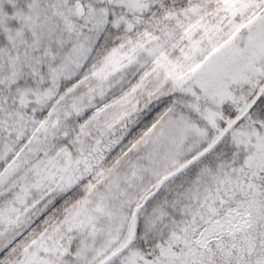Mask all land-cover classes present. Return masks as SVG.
Listing matches in <instances>:
<instances>
[{
	"label": "snow or ice",
	"instance_id": "1",
	"mask_svg": "<svg viewBox=\"0 0 264 264\" xmlns=\"http://www.w3.org/2000/svg\"><path fill=\"white\" fill-rule=\"evenodd\" d=\"M0 264H264V0H0Z\"/></svg>",
	"mask_w": 264,
	"mask_h": 264
}]
</instances>
